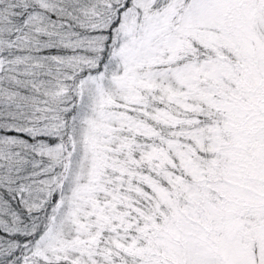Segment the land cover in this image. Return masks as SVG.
<instances>
[{"label":"snow or ice","instance_id":"obj_1","mask_svg":"<svg viewBox=\"0 0 264 264\" xmlns=\"http://www.w3.org/2000/svg\"><path fill=\"white\" fill-rule=\"evenodd\" d=\"M0 264H264V0H0Z\"/></svg>","mask_w":264,"mask_h":264}]
</instances>
